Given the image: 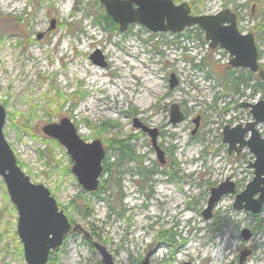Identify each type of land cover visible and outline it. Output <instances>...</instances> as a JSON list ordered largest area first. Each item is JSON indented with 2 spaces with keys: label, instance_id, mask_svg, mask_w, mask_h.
I'll return each instance as SVG.
<instances>
[{
  "label": "rangeland",
  "instance_id": "obj_1",
  "mask_svg": "<svg viewBox=\"0 0 264 264\" xmlns=\"http://www.w3.org/2000/svg\"><path fill=\"white\" fill-rule=\"evenodd\" d=\"M173 1L189 4L194 15L233 12L239 31L254 34L264 70V0ZM195 28L153 33L133 24L121 32L99 0H0L4 136L32 182L47 187L80 227L47 264H103L93 242L105 246L115 264H141L151 244L157 246L150 264H233L246 249L252 255L244 264H264V207L257 215L236 211L235 195H226L212 219L203 217L212 188L230 178L240 193L254 177L253 154L247 148L229 154L223 132L253 121L243 104L264 99V91L254 78L232 85L229 72L245 79L249 71L230 67L228 53L211 49ZM97 50L105 67L90 58ZM149 86L153 95L138 100ZM173 104L185 116L176 125ZM63 118L105 150L95 192L79 183L66 148L42 131ZM136 121L157 130L165 165ZM257 129L264 137V124ZM121 143L130 144L136 159L122 157ZM17 221L0 177V264H27ZM245 228L253 233L248 242Z\"/></svg>",
  "mask_w": 264,
  "mask_h": 264
},
{
  "label": "water",
  "instance_id": "obj_2",
  "mask_svg": "<svg viewBox=\"0 0 264 264\" xmlns=\"http://www.w3.org/2000/svg\"><path fill=\"white\" fill-rule=\"evenodd\" d=\"M105 7L107 15L119 25L121 32L128 30L130 25H142L153 33H183L188 28L198 27L204 32L211 49H223L229 55V65L234 69H247L258 74L264 86V70L259 64V51L253 33L241 34L237 28V16L230 10H223L214 15H194L189 4H175L173 0H99ZM53 28V27H52ZM43 37L39 34V39ZM94 64L101 67L107 65L100 51L91 54ZM178 84L175 75H171L170 87ZM249 108L253 121L245 126L226 127L223 142L228 144V151L239 155L245 148L253 154L255 160L250 163L254 171L252 181L245 190L236 193V183L230 178L211 189L203 217L213 218V210L226 195H235L233 209L260 214L264 207V138L257 126L264 124V99L251 104H243ZM6 110L0 105V177H2L11 202L18 213L17 234L23 245L27 264H47L51 252L62 247L70 232H77L80 227H72L68 217L60 209L51 191L43 184H35L19 166L18 160L7 142L3 128L6 122ZM179 105L171 106V123L176 125L184 120ZM195 133L199 127V118L194 120ZM135 127L147 132L157 153L158 160L165 165L164 153L157 144V130L147 128L138 121ZM44 134L63 145L74 162L73 173L79 183L88 192L99 188L103 174L105 150L100 141H84L78 134L75 125L67 118L59 123L47 124L43 127ZM246 135H249L246 138ZM241 236L250 241L253 234L250 229H243ZM102 257L103 264H115L113 256L107 248L93 242ZM157 244H151L141 264H150ZM252 251L246 249L240 253L237 263L244 264Z\"/></svg>",
  "mask_w": 264,
  "mask_h": 264
},
{
  "label": "trees",
  "instance_id": "obj_3",
  "mask_svg": "<svg viewBox=\"0 0 264 264\" xmlns=\"http://www.w3.org/2000/svg\"><path fill=\"white\" fill-rule=\"evenodd\" d=\"M193 31L194 30H196V31H198V33L199 32H201L198 28H195V29H192ZM189 36V35H188ZM234 72H229V77L231 78V79H233V80H231V84H232V82H235L234 84H232V85H234V86H236V84H237V82H244V81H246V80H251L252 78H254V80H256L257 79V81H258V83H257V86H258V88L261 90V91H264V87H263V84L261 83V81H260V79H259V76L257 75V74H253V73H250V72H248V76L245 78V79H243L244 77L242 76V77H235L234 76ZM228 80L230 81V79L228 78ZM120 148H121V150H122V157L123 158H126V157H129V158H131V159H136V156H135V154L133 153V149L131 148V146H130V144L129 143H127V144H124V143H121L120 144ZM111 170L107 167V166H105L104 165V173H109Z\"/></svg>",
  "mask_w": 264,
  "mask_h": 264
},
{
  "label": "bare ground",
  "instance_id": "obj_4",
  "mask_svg": "<svg viewBox=\"0 0 264 264\" xmlns=\"http://www.w3.org/2000/svg\"><path fill=\"white\" fill-rule=\"evenodd\" d=\"M10 1H15V0H10ZM118 59V58H117ZM103 75L102 74H100V73H97L96 74V76L94 77V79H95V81H98L99 82V84L101 85L100 86V88H102L103 89V87L105 86V82L103 81V80H101L100 78L102 77ZM126 77H128V76H126ZM102 83V84H101ZM128 85H129V87H130V83H129V80H128ZM151 90H152V88L149 86L148 87V90H147V92H146V94H144V92H139L137 95H138V100L139 99H141V98H149V97H151V95H153V92H151ZM148 93V94H147ZM137 104L138 103H140V101H137L136 102ZM101 106V105H100ZM91 107L92 108H96V106L94 105V103H92L91 104ZM106 109V108H105ZM93 112V111H92ZM81 133H82V131H81ZM160 201L161 202H164V200H161L160 199ZM177 207H178V203L174 206V211H175V214H180L181 213V211H179V210H177ZM72 227H73V225H72Z\"/></svg>",
  "mask_w": 264,
  "mask_h": 264
},
{
  "label": "flooded vegetation",
  "instance_id": "obj_5",
  "mask_svg": "<svg viewBox=\"0 0 264 264\" xmlns=\"http://www.w3.org/2000/svg\"><path fill=\"white\" fill-rule=\"evenodd\" d=\"M252 234H253V233H252ZM250 251H251V250H250ZM251 255H252V254H251ZM251 255H250V256H251ZM238 259H239V258H238Z\"/></svg>",
  "mask_w": 264,
  "mask_h": 264
}]
</instances>
